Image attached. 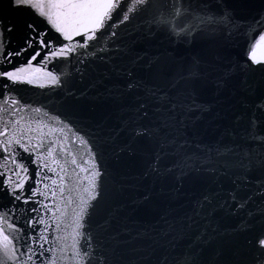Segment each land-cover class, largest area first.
I'll return each instance as SVG.
<instances>
[{
  "label": "water",
  "instance_id": "95a60500",
  "mask_svg": "<svg viewBox=\"0 0 264 264\" xmlns=\"http://www.w3.org/2000/svg\"><path fill=\"white\" fill-rule=\"evenodd\" d=\"M0 264H264V0H0Z\"/></svg>",
  "mask_w": 264,
  "mask_h": 264
}]
</instances>
